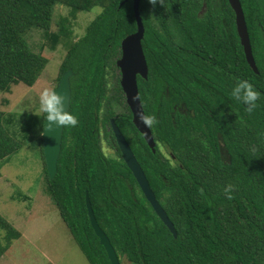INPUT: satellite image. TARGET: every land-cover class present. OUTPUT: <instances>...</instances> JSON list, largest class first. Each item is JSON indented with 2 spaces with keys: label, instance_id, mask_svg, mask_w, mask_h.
Wrapping results in <instances>:
<instances>
[{
  "label": "trees",
  "instance_id": "1",
  "mask_svg": "<svg viewBox=\"0 0 264 264\" xmlns=\"http://www.w3.org/2000/svg\"><path fill=\"white\" fill-rule=\"evenodd\" d=\"M240 2L258 73L228 0H141L149 74L138 77V88L154 152L132 122L117 67L122 41L137 31L132 1L0 0V92L35 86L59 45L66 54L57 83L73 72L56 177L48 175L43 130L57 86L41 116L0 111V162L24 145L4 127L18 125L39 151L46 192L89 264L111 262L92 227L87 194L121 264H264V0ZM56 4L70 12L52 32ZM95 7L102 13L75 40L77 14ZM28 33L43 41L29 45ZM111 119L175 236L124 162ZM102 141L115 156L104 153ZM1 231L7 244L0 241V258L21 237L2 215Z\"/></svg>",
  "mask_w": 264,
  "mask_h": 264
},
{
  "label": "rangeland",
  "instance_id": "2",
  "mask_svg": "<svg viewBox=\"0 0 264 264\" xmlns=\"http://www.w3.org/2000/svg\"><path fill=\"white\" fill-rule=\"evenodd\" d=\"M69 12L66 6L55 5L52 32L58 30L61 18L69 16ZM101 13L100 7L79 12L73 22L74 39L83 37L87 26ZM29 33L26 36L29 45L31 41H43L39 35L28 37ZM65 54V46L59 45L35 86L20 83L13 86L10 93L0 92V111L6 117L10 114L17 117L24 114L41 116L58 84ZM17 126L4 123L10 134L24 145L7 161L0 162V215L20 232L21 237L11 241L8 251L0 258V264H89L46 192L39 151L25 142ZM102 148L106 155L115 156L114 150L105 141H102ZM5 234L0 232L3 244H7L3 239ZM122 264L129 263L122 258Z\"/></svg>",
  "mask_w": 264,
  "mask_h": 264
},
{
  "label": "water",
  "instance_id": "3",
  "mask_svg": "<svg viewBox=\"0 0 264 264\" xmlns=\"http://www.w3.org/2000/svg\"><path fill=\"white\" fill-rule=\"evenodd\" d=\"M126 1L133 2L137 31L127 36L121 43L122 55L117 61V67L120 72V85L125 95L126 103L132 113V122L134 126L143 135L147 145L155 152L156 142L145 115L138 88V77L140 76L147 80L149 74L147 60L142 47L145 31L139 13V4L141 0ZM228 1L235 12L237 33L244 48L246 59L255 73H258L241 2L240 0ZM72 75V70H68L61 76L50 99L44 121L43 152L48 175L51 179H54L58 173V161L62 148L64 125L71 104L72 91L70 80ZM111 130L122 154V158L127 167L133 173L143 195L151 204L153 210L161 221L175 236L176 231L173 223L170 221L163 207L156 199L144 171L114 119L111 120ZM86 202L92 227L96 235L99 237L101 245L105 248L111 264H121L109 238L97 223L88 194Z\"/></svg>",
  "mask_w": 264,
  "mask_h": 264
},
{
  "label": "flooded vegetation",
  "instance_id": "4",
  "mask_svg": "<svg viewBox=\"0 0 264 264\" xmlns=\"http://www.w3.org/2000/svg\"><path fill=\"white\" fill-rule=\"evenodd\" d=\"M120 73V72H119ZM112 120V119H111ZM111 120H110V125H111ZM110 129H111V127H110Z\"/></svg>",
  "mask_w": 264,
  "mask_h": 264
}]
</instances>
